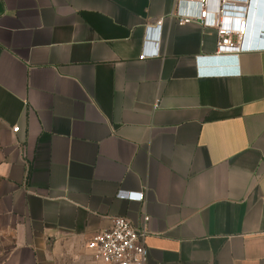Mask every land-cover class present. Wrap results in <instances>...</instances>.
Here are the masks:
<instances>
[{"label":"crops","instance_id":"1","mask_svg":"<svg viewBox=\"0 0 264 264\" xmlns=\"http://www.w3.org/2000/svg\"><path fill=\"white\" fill-rule=\"evenodd\" d=\"M177 1L0 0V264H102L116 217L146 264H264V52L198 65L217 35Z\"/></svg>","mask_w":264,"mask_h":264},{"label":"built area","instance_id":"2","mask_svg":"<svg viewBox=\"0 0 264 264\" xmlns=\"http://www.w3.org/2000/svg\"><path fill=\"white\" fill-rule=\"evenodd\" d=\"M193 3L198 8L195 14L184 9V7ZM210 3L215 5L213 10L209 9ZM252 5L264 8V0L177 1L173 17L179 25L194 21L202 27L214 29L217 35L215 56L198 57L196 59L198 65H203L212 59H224L226 55L231 54L264 52V31H260L264 30V23L259 22V27L254 31V36L251 37L252 24L248 21L247 15ZM159 27L160 23H157V28ZM246 38H258V42L252 44ZM233 39L235 42H233ZM241 44L243 45L240 46ZM148 45L149 41L145 40L141 60L155 55L147 52ZM214 76H218V73L206 72L199 74L201 78ZM17 131L18 128L12 129L13 133H17ZM116 197L125 201L142 202L143 200L141 193L120 192ZM147 222L148 218L143 217L140 227H135L127 218H113L110 229L93 235L87 244V249L94 259L102 264H146L148 250L145 247V239L149 234Z\"/></svg>","mask_w":264,"mask_h":264},{"label":"rangeland","instance_id":"3","mask_svg":"<svg viewBox=\"0 0 264 264\" xmlns=\"http://www.w3.org/2000/svg\"><path fill=\"white\" fill-rule=\"evenodd\" d=\"M5 253V247L1 245V240H0V259L3 257Z\"/></svg>","mask_w":264,"mask_h":264},{"label":"water","instance_id":"4","mask_svg":"<svg viewBox=\"0 0 264 264\" xmlns=\"http://www.w3.org/2000/svg\"><path fill=\"white\" fill-rule=\"evenodd\" d=\"M252 36H254V31H253L252 34H251V37H252Z\"/></svg>","mask_w":264,"mask_h":264},{"label":"clouds","instance_id":"5","mask_svg":"<svg viewBox=\"0 0 264 264\" xmlns=\"http://www.w3.org/2000/svg\"><path fill=\"white\" fill-rule=\"evenodd\" d=\"M243 44H241L240 46H242Z\"/></svg>","mask_w":264,"mask_h":264}]
</instances>
